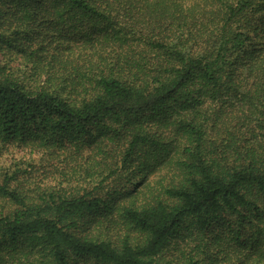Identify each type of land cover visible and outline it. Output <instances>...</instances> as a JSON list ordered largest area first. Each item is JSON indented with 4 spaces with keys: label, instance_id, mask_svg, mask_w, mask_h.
Listing matches in <instances>:
<instances>
[{
    "label": "trees",
    "instance_id": "16d2710c",
    "mask_svg": "<svg viewBox=\"0 0 264 264\" xmlns=\"http://www.w3.org/2000/svg\"><path fill=\"white\" fill-rule=\"evenodd\" d=\"M1 156L0 264H264V0H0Z\"/></svg>",
    "mask_w": 264,
    "mask_h": 264
},
{
    "label": "rangeland",
    "instance_id": "374dc122",
    "mask_svg": "<svg viewBox=\"0 0 264 264\" xmlns=\"http://www.w3.org/2000/svg\"><path fill=\"white\" fill-rule=\"evenodd\" d=\"M16 65H17V67H19V65H18V63H15ZM22 155H17V158H20ZM6 157L5 156H1L0 157V166L2 167V166H4V165H6ZM10 164H12L11 162H10Z\"/></svg>",
    "mask_w": 264,
    "mask_h": 264
}]
</instances>
